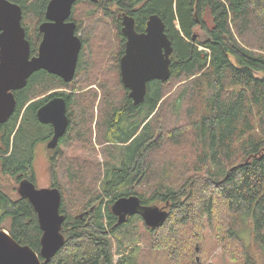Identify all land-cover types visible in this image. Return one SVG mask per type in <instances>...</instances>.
<instances>
[{"label":"trees","instance_id":"obj_1","mask_svg":"<svg viewBox=\"0 0 264 264\" xmlns=\"http://www.w3.org/2000/svg\"><path fill=\"white\" fill-rule=\"evenodd\" d=\"M10 1L37 56L51 0ZM125 15L139 33L158 15L173 47L170 80L148 83L137 106L120 74ZM70 20L83 44L74 79L35 73L0 125V232L41 255L38 216L18 185H37L35 149L53 136L37 112L58 96L70 124L48 150V173L65 242L47 264H114L134 216L120 224L112 206L132 196L169 215L146 228L152 260L264 264V0H82ZM138 245L119 264H138Z\"/></svg>","mask_w":264,"mask_h":264},{"label":"water","instance_id":"obj_2","mask_svg":"<svg viewBox=\"0 0 264 264\" xmlns=\"http://www.w3.org/2000/svg\"><path fill=\"white\" fill-rule=\"evenodd\" d=\"M79 1L82 0L50 1L46 21L39 27L43 38L38 54L31 56V45L22 26V8L10 0H0V125L5 124L16 109L14 93L23 90L35 73L46 71L66 83L74 79L83 44L75 35L76 24L69 19ZM122 25L126 45L120 60L121 80L137 106L145 100L148 83L170 80L173 47L158 15L149 18L143 33L136 31L135 20L130 16L123 17ZM37 118L40 123L53 127L54 136L48 149H55L70 124L66 100L62 97L51 99L38 110ZM18 192L20 197L30 201L37 213L43 232L41 255L17 243L8 232L1 231L0 264H47L65 242L61 233L65 220L60 214L61 193L58 189H38L28 180L20 183ZM112 212L120 224L128 217L141 216L149 229L163 226L169 217L158 207L142 206L136 196L119 199L112 206Z\"/></svg>","mask_w":264,"mask_h":264},{"label":"rangeland","instance_id":"obj_3","mask_svg":"<svg viewBox=\"0 0 264 264\" xmlns=\"http://www.w3.org/2000/svg\"><path fill=\"white\" fill-rule=\"evenodd\" d=\"M93 143L97 150L100 149V146L96 144V137L95 133L93 136ZM48 150L45 146H38L36 148V157L34 160V166L36 170V177H37V186L39 189L42 188H49V173H48ZM100 161H102V158L99 156ZM9 181V180H8ZM13 181L10 180V186L11 188H16L12 183ZM19 187V185H18ZM9 192V191H8ZM10 193V192H9ZM14 197L17 196V193L12 194ZM163 207V206H160ZM167 212V211H166ZM133 218V217H132ZM134 221L130 223L127 227L123 228V231H121L115 238L113 243V253H114V264H119L120 259H122L123 256L127 257V255H130L132 253V249L136 244H139V252H138V264H167V257L164 255V253H158L159 256L151 259V255H156V252L151 251L149 248H146V228H148L141 216H134ZM132 219V220H133ZM246 242L248 244L251 243V238L249 234H246L245 236ZM117 239L121 240L123 242V246L120 247L119 242ZM213 244V241L211 240L210 245ZM126 248V249H125ZM215 253H218L217 250ZM150 256V257H149ZM152 260V261H151ZM221 264H230L227 260H224L221 262Z\"/></svg>","mask_w":264,"mask_h":264},{"label":"flooded vegetation","instance_id":"obj_4","mask_svg":"<svg viewBox=\"0 0 264 264\" xmlns=\"http://www.w3.org/2000/svg\"><path fill=\"white\" fill-rule=\"evenodd\" d=\"M74 6H75V5H74ZM73 8H74V7H73ZM72 10H73V9H72ZM71 15H72V14H71ZM70 19H71V16H70ZM70 19H69V21H70V22H73V21H71ZM73 23H75V22H73ZM75 24H76V23H75ZM77 31H78V26H77V24H76L75 35H76L77 37L80 38V35L78 34ZM42 38H43V36H42ZM125 39H126V38H125ZM80 40H81V38H80ZM81 42H82V41H81ZM40 44H41V43H40ZM125 45H126V42H125ZM56 97H58V96H55V97H53V98H56ZM53 98H52V99H53ZM62 98H63V97H62ZM50 100H51V99H50ZM50 100H49V101H50ZM46 103H47V102H46ZM46 103H45V104H46ZM45 104H44V105H45ZM41 107H42V106H41ZM41 107H40V108H41ZM40 108H39V109H40ZM39 122H40V121H39ZM44 125H45V124H44ZM49 126H51V125H49ZM51 127H52V126H51ZM52 129H53V127H52ZM53 136H54V129H53ZM53 136H52V138H53ZM52 138H51V140H52ZM62 138H63V137H62ZM62 138H61V139H62ZM61 139L59 140L57 147H56L55 149H53L54 151H55L57 148L60 147ZM51 140H49V141L47 142V144H43V143H41V144H39L38 146H39V147H40V146H44V147L46 146V147H47V150H50V149H48V144H49V142H50ZM38 146H37V147H38ZM37 147H36V148H37ZM53 150H50V151H53ZM35 157H36V149H35ZM35 157H34V158H35ZM34 168H35V166H34ZM35 172H36V170H35ZM25 180H26V179H25ZM35 186H36V188H38L37 185H35ZM38 189H39V188H38Z\"/></svg>","mask_w":264,"mask_h":264},{"label":"bare ground","instance_id":"obj_5","mask_svg":"<svg viewBox=\"0 0 264 264\" xmlns=\"http://www.w3.org/2000/svg\"><path fill=\"white\" fill-rule=\"evenodd\" d=\"M83 16V15H82ZM73 124V123H72Z\"/></svg>","mask_w":264,"mask_h":264}]
</instances>
